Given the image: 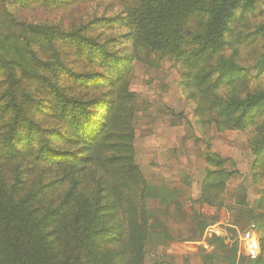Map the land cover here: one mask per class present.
<instances>
[{
	"label": "rangeland",
	"instance_id": "obj_1",
	"mask_svg": "<svg viewBox=\"0 0 264 264\" xmlns=\"http://www.w3.org/2000/svg\"><path fill=\"white\" fill-rule=\"evenodd\" d=\"M133 2L63 0L60 5L46 6L43 0H0V37L19 32L11 16L18 24H47L65 33L80 32L126 58L124 82L132 95L126 104L135 133L133 165L150 188L144 202L147 222L140 264H264V151L257 146L264 108L238 128L222 122L218 108L212 107V94L199 103L193 99L195 90L185 85L187 70L182 61L137 49L126 37L129 27L124 19ZM189 24L192 32L203 29L193 20ZM258 24H264V0L235 25L236 32L253 31ZM234 56L232 48L223 49L208 58L200 73H212L234 58L244 72L218 86L219 96L245 97L264 90V37ZM25 64L35 76L20 72L14 83L25 93L16 122L27 119V123L24 131L19 130V141L22 145L50 141L51 146L66 150L52 132L35 129L36 117L55 100L54 88H60L65 96L86 102L101 120L105 113L101 93L95 104L96 95L76 93L73 86L79 83L76 76L85 75L87 83L96 86L106 74L97 63L78 55L74 43L65 41L57 42L52 51L37 49L35 59L27 55ZM1 73L0 94L8 89ZM217 75L205 83L211 91L210 83ZM201 96L206 97L204 92ZM16 122L7 119L5 132L10 133ZM27 164L15 163L20 180ZM212 171L218 173L213 178L216 183L225 173L231 174L222 192L212 187ZM25 182L12 189V197L17 205L22 203L20 230L29 256L44 258L45 264L50 260L53 264H123L102 234H84L87 218L95 215V229L110 226L103 218L95 182L77 180L71 169L48 170L47 166H39ZM48 186L54 190L48 191ZM53 213L60 216L57 222L50 220Z\"/></svg>",
	"mask_w": 264,
	"mask_h": 264
},
{
	"label": "trees",
	"instance_id": "obj_2",
	"mask_svg": "<svg viewBox=\"0 0 264 264\" xmlns=\"http://www.w3.org/2000/svg\"><path fill=\"white\" fill-rule=\"evenodd\" d=\"M43 1L46 6L63 2ZM108 1L113 4V0ZM258 4L259 0H134L124 19L129 27L126 37L137 49L182 61L187 70L185 85L195 90L191 94L192 98L199 103L212 94V107L218 108L222 122L239 128L246 124L256 110L264 108V90L245 97L221 98L216 88L223 82L237 79L244 69L234 58L213 68L212 73H200V68L208 58L223 49L232 48L234 57H238L241 48L264 37V24H258L247 33L236 32L235 28ZM8 17L13 25L19 27V32L0 37V71L8 80L7 91L0 94V264L47 262L44 258L35 260L25 250L19 219L22 203L17 205L12 197V189L19 182L23 186L39 166H47L48 170L71 169L77 180L95 182L100 192L99 201L103 204V218L110 226L95 229V215L94 219L87 218L84 234H102L108 245L119 253L123 264H140L147 222L144 202L150 188L140 175V170L133 165L135 133L132 113L127 110V102L132 95L124 82L126 58L108 51L104 45L80 32L65 33L47 24H18L11 16ZM191 20L203 25V29L200 32L190 31L188 25H191ZM60 41L74 43L78 55L91 63H97L106 74L96 86L89 85L85 75L76 76L75 80L79 83L73 86L76 93L96 95L95 104L99 100L97 95L101 93L105 100V113L101 120L96 119L86 102L67 97L63 89L54 88L55 100L38 114L34 121L37 124L35 129L39 127L43 128L42 132H52L53 137L62 141L66 150L51 146L50 141L36 145L34 140L22 145L19 130L24 131L27 119L25 122L22 119L16 121L22 112L20 104L25 93L16 89L14 83L20 77V72L25 76H35L30 73L29 64H25L27 55L33 61L37 49L52 51ZM195 69L198 71L195 72ZM215 72L218 75L210 83L211 91L205 83ZM202 92L206 97L201 96ZM29 96L26 95L27 98ZM9 118H13L16 123L7 133L4 123ZM259 132L258 151H264V126ZM207 160L211 162L212 158L208 157ZM21 161L28 163V167L22 171L23 180H20L22 177L18 168L14 167L15 163ZM215 176L218 173L212 171V187H218L222 192L231 174L225 173L219 183L214 182ZM48 187V191L54 190L52 186ZM59 217V214L53 213L50 220L57 222ZM50 264H53L52 260Z\"/></svg>",
	"mask_w": 264,
	"mask_h": 264
}]
</instances>
